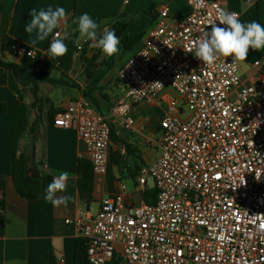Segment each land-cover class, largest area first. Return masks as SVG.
Here are the masks:
<instances>
[{
  "label": "built area",
  "instance_id": "1",
  "mask_svg": "<svg viewBox=\"0 0 264 264\" xmlns=\"http://www.w3.org/2000/svg\"><path fill=\"white\" fill-rule=\"evenodd\" d=\"M185 3L190 12L181 21L160 7L158 21L118 72L124 95L110 112L131 130L134 105L165 101L161 154L137 176L140 189H156V202L134 206L122 185L96 214L67 219L86 241L91 264H107L117 252L126 264H264V74L243 84L232 57L205 66L185 52L224 9L219 0ZM15 54L35 56L24 47ZM54 126L74 129L94 175L105 174L109 117L82 100L58 112Z\"/></svg>",
  "mask_w": 264,
  "mask_h": 264
},
{
  "label": "crops",
  "instance_id": "2",
  "mask_svg": "<svg viewBox=\"0 0 264 264\" xmlns=\"http://www.w3.org/2000/svg\"><path fill=\"white\" fill-rule=\"evenodd\" d=\"M228 12L239 13L242 22L257 21L264 25V0H219ZM63 6L69 13L67 25L55 29L68 46L65 56L49 60L46 53L52 36L38 41L33 48L26 42L35 34L25 31L33 8ZM166 5L172 17L186 6L185 0H0V60L19 65L26 70L49 79L38 83L37 99L31 94V83L17 78L11 69L0 72V207L4 218L0 234V264H75V248L81 239L77 227L66 224L80 212L90 210L96 214L101 202L121 192L125 186V199L134 206L144 202L143 191L137 185V176L143 166L156 161L161 154V120L167 110L165 101L134 105L131 116L133 129L128 130L121 119L110 115L112 107L124 95L118 81L119 70L137 51L158 19L159 9ZM153 9L152 17L145 12ZM87 12L97 22L101 32L116 22L128 24L120 38V53L106 57L99 49L89 47L81 40L77 47L73 41L79 37L77 25L72 21ZM155 18V19H154ZM154 19V20H153ZM143 33L138 47L128 42V36ZM24 47L35 52L34 57L15 54ZM256 62H261L255 67ZM243 84L257 81L264 74V50H250L248 58L240 62ZM169 97L175 94L166 91ZM86 101L93 109L110 118L111 143L107 170L94 175L90 201L81 198L78 170L85 147L74 129L54 126L55 115L70 106ZM23 155L27 165L42 164L49 176L63 171L70 173L66 192L57 196L72 197L67 207H54L43 199L45 191L34 200L22 198L13 184V158ZM87 160V159H86ZM128 182L130 185H128ZM107 264H126L117 252Z\"/></svg>",
  "mask_w": 264,
  "mask_h": 264
},
{
  "label": "clouds",
  "instance_id": "3",
  "mask_svg": "<svg viewBox=\"0 0 264 264\" xmlns=\"http://www.w3.org/2000/svg\"><path fill=\"white\" fill-rule=\"evenodd\" d=\"M30 15L31 19L26 25L25 31L29 34L34 33L35 39L26 43L33 48L38 41H45L51 35L50 46L44 55H47L50 61L65 56L68 52V46L65 40L61 38V34L59 32L54 33V30L60 28L62 24L67 25L69 13L66 8L59 5L56 7L50 5L46 9L39 10L33 8ZM217 19L220 24L227 27L217 26L215 23ZM72 22L77 25L75 31L79 33V37L73 41L77 47L80 46L81 40H84L90 42V48L99 49L106 57L111 58L120 53L121 41L114 29L105 27L101 35V32L98 31L100 25L87 12L79 15ZM208 25L211 26L210 32L203 31L199 39L190 46L183 48L185 52L192 53L196 58L203 61L205 66H214L221 58L228 57H232V63L236 64L245 61L250 50H264V25L260 22H242L239 13L220 9L217 18L210 20ZM155 51L158 50L155 49ZM31 54L32 52L29 53V55ZM153 85L157 88L163 87L160 82H154ZM256 178L259 179V177ZM69 179L70 173L68 171L53 176L43 199L54 207L60 205L67 207L72 197L69 195L57 196V193L66 192Z\"/></svg>",
  "mask_w": 264,
  "mask_h": 264
},
{
  "label": "trees",
  "instance_id": "4",
  "mask_svg": "<svg viewBox=\"0 0 264 264\" xmlns=\"http://www.w3.org/2000/svg\"><path fill=\"white\" fill-rule=\"evenodd\" d=\"M190 12L188 6H184L177 14V21L183 20ZM154 10L151 9L145 14L152 17ZM153 18V17H152ZM159 18V15H158ZM155 19V18H154ZM153 19V20H154ZM158 21V19L155 21ZM154 24V25H155ZM128 24L124 21L116 22L111 28L116 31L118 37H120L127 29ZM144 38L143 33H136L128 36L124 45L127 47V43L130 42L134 47H138L141 44L142 39ZM11 69L17 78L25 79L31 83V94L37 99L38 97V83L41 81H50L54 83L55 81L49 79V75H46L44 72L40 74L30 72L25 68L13 64L6 63L0 60V72L4 69ZM78 170L81 177L79 179V193L81 198L90 201L94 173L91 163L86 159H81L79 161ZM13 184L17 193L24 199L34 200L37 199L43 191H46L48 184L52 181V177L47 175L42 170V164L31 163L27 165V160L23 155L15 156L13 158V173H12ZM0 181H3L2 179ZM143 200L146 204L152 205L156 202L157 191L155 188L145 189L142 194ZM4 230V218L0 215V234H3ZM75 264H91L88 261L87 257V245L86 241L80 239L75 248Z\"/></svg>",
  "mask_w": 264,
  "mask_h": 264
},
{
  "label": "rangeland",
  "instance_id": "5",
  "mask_svg": "<svg viewBox=\"0 0 264 264\" xmlns=\"http://www.w3.org/2000/svg\"><path fill=\"white\" fill-rule=\"evenodd\" d=\"M186 110V109H185ZM128 185H130V183L128 182ZM153 185V182H152V180L150 179L149 180V186L151 187Z\"/></svg>",
  "mask_w": 264,
  "mask_h": 264
}]
</instances>
